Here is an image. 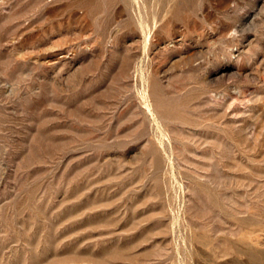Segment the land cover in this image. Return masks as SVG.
<instances>
[{
  "label": "rangeland",
  "instance_id": "374dc122",
  "mask_svg": "<svg viewBox=\"0 0 264 264\" xmlns=\"http://www.w3.org/2000/svg\"><path fill=\"white\" fill-rule=\"evenodd\" d=\"M0 264H264V0H0Z\"/></svg>",
  "mask_w": 264,
  "mask_h": 264
}]
</instances>
